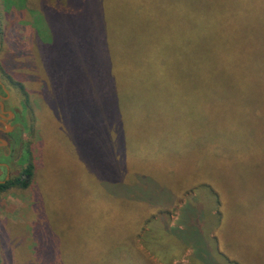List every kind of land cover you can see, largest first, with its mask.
Returning a JSON list of instances; mask_svg holds the SVG:
<instances>
[{"label": "rangeland", "instance_id": "obj_1", "mask_svg": "<svg viewBox=\"0 0 264 264\" xmlns=\"http://www.w3.org/2000/svg\"><path fill=\"white\" fill-rule=\"evenodd\" d=\"M82 10L88 18L80 16ZM205 19L240 39L225 45L264 53L254 43L264 38V0H0V82L8 93L6 108L15 112L5 131L20 137L11 155L0 159V180L16 177L29 163L34 167L29 186L0 191V264H264V112L243 116L240 99L222 95L245 87H214L212 93L193 88L201 102L186 108H203L207 116L187 114L170 125L187 139L173 162L154 167L174 191L173 201L136 203L106 194L109 178L97 180L110 171L97 162V137L114 133L125 91L122 85L115 90L118 117L110 108L113 92L100 95L109 82L95 76L86 57L96 55L97 65H106L118 50L122 63L137 61L140 51L151 55L150 44H162L179 66L174 70L171 63L169 81L147 89L167 95L178 85L176 75L188 68L189 58L181 54L190 31ZM180 33L185 41L174 42ZM52 54L66 63L58 69ZM79 65L89 80L80 86L74 79ZM146 126L132 122V137L141 140L151 130ZM95 160L96 172L87 164ZM117 171L125 172L124 161ZM189 201L200 216L189 227L197 239L186 243L175 233L185 228L180 213Z\"/></svg>", "mask_w": 264, "mask_h": 264}, {"label": "trees", "instance_id": "obj_2", "mask_svg": "<svg viewBox=\"0 0 264 264\" xmlns=\"http://www.w3.org/2000/svg\"><path fill=\"white\" fill-rule=\"evenodd\" d=\"M190 9L195 12L194 8ZM84 13L85 17L88 18L89 14L83 10L80 16L84 17ZM190 16L193 19L197 18L196 15ZM213 22L205 19L190 31L191 37L188 44L183 46L186 53L181 54L189 58L188 68L184 69L181 74L176 75L174 83L178 85H173L167 95L155 89L169 81L168 72L172 71L168 70L167 67L172 63L175 70L179 65L174 62V57L167 53L162 44H150L148 49L152 47L154 49L151 55L144 56L143 51H140L137 61L129 58L125 59V63H122L121 51L118 50L109 55L113 57V60L106 65H97L99 58L96 55L92 58L86 57L92 60L95 76L109 82L106 90L100 95L113 92L111 95L113 104L110 108L118 117L121 112L119 108L120 96L116 91L120 85L124 86L125 91L124 115L118 121L114 133L105 130L100 138L97 137L98 153H101L97 162L103 165L104 168L110 169L107 174H100L101 179L97 178L98 181L109 178L105 180L106 183H103V190L106 194H122L136 200V203L150 201L149 203H153L152 205L162 204L164 197H167L169 202L174 200V191L167 183L161 182L159 176L154 172V167L160 166L162 170L173 162L180 146L184 145L187 139L181 137L182 132L178 133L179 129L175 130L170 125H177L179 117L187 114L191 116L198 115L203 118L207 116L203 108H200L199 111H191L186 108L187 103L201 102L194 96L195 90L193 88L207 87V92L212 93L214 87H245V90L234 91L222 89V95L227 100L238 97L240 99L239 108L243 116L263 114L264 53H243L239 52L234 45H225L223 43L225 40H236L235 37L229 31L223 30L221 23ZM202 33L208 34L205 41L200 38ZM97 40L99 42L100 39ZM183 41H185L184 34L180 33L179 36H175L174 42ZM195 41L199 44L193 45L192 42ZM236 41L240 42V39ZM254 43L264 52V38L254 41ZM52 55L59 62L58 69L62 62L66 63L67 59L65 57L58 58L54 54ZM47 61L50 64L48 56ZM155 64H160L158 71L153 68ZM113 67L118 72L112 71ZM81 68L80 65L76 67L77 72L74 76L76 81H80L77 83L78 86L89 82L87 75L84 74ZM53 71L57 72L52 68L49 70L51 76H53ZM107 72L111 73L109 78L108 75H105ZM183 84H188L185 88L191 89L181 90L180 88L184 87ZM150 85L155 89H147ZM127 86H129L128 92L126 91ZM139 91H142L143 94H138ZM218 91L219 89H214L215 94L213 96ZM245 91L248 92L247 95L244 93ZM168 97H174L173 102ZM98 108L100 109V107ZM144 121H147L146 128H151V130L141 140H135L131 134V124L132 122L137 124ZM169 136H172V138H169ZM164 140L166 141L164 142ZM210 143L216 146L215 142L211 141ZM217 152L222 151H215V153ZM110 161H112L111 165ZM122 161L125 162L124 176L117 171ZM89 163L92 164L95 172L97 168H100L96 164V160L93 163L91 161L87 162V164ZM86 166L88 167V165ZM33 168L32 164H27L16 177L0 183V191L16 186L22 188L29 186L33 176ZM93 175L95 176V174ZM84 177L87 179V176ZM215 194L218 197L216 191ZM98 205L103 208L101 204L97 203ZM197 212L198 210L194 208V204L190 201L186 202L182 208L180 214L182 216L181 220H185V228L181 234L175 233L181 241L188 243L190 240L197 239L195 231H189L191 221L198 219V216H200ZM137 226L138 224L131 226L133 230L129 232L132 234ZM179 239L177 240L179 241ZM196 243L202 245L203 241L200 239ZM198 247L200 248L198 249ZM194 249L196 252H203L201 246H196ZM134 252L140 253L141 251L134 247ZM140 255L142 254L140 253ZM147 262L152 264L148 260Z\"/></svg>", "mask_w": 264, "mask_h": 264}, {"label": "flooded vegetation", "instance_id": "obj_3", "mask_svg": "<svg viewBox=\"0 0 264 264\" xmlns=\"http://www.w3.org/2000/svg\"><path fill=\"white\" fill-rule=\"evenodd\" d=\"M0 139H3L6 143L5 145H0V159L4 160L8 158L13 149L18 145L20 137L19 135H16L14 133V130L5 131L6 124L8 122H12V118H8V111L9 109L6 108L7 102H8V93L6 89L4 88V84L0 82ZM12 115L14 117L15 112L12 111ZM1 164H5L4 162H1ZM5 166H7L5 164Z\"/></svg>", "mask_w": 264, "mask_h": 264}, {"label": "water", "instance_id": "obj_4", "mask_svg": "<svg viewBox=\"0 0 264 264\" xmlns=\"http://www.w3.org/2000/svg\"><path fill=\"white\" fill-rule=\"evenodd\" d=\"M1 106V105H0ZM8 113H9V115H11L12 114V112L11 111H8ZM7 179V177L5 178V180ZM5 180H0V183H2V182H4Z\"/></svg>", "mask_w": 264, "mask_h": 264}]
</instances>
